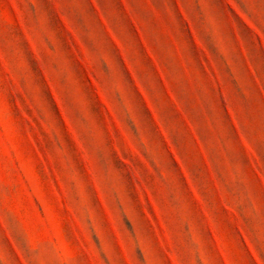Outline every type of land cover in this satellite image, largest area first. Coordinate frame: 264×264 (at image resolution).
Masks as SVG:
<instances>
[{
  "label": "rangeland",
  "instance_id": "rangeland-1",
  "mask_svg": "<svg viewBox=\"0 0 264 264\" xmlns=\"http://www.w3.org/2000/svg\"><path fill=\"white\" fill-rule=\"evenodd\" d=\"M0 264H264V0H0Z\"/></svg>",
  "mask_w": 264,
  "mask_h": 264
}]
</instances>
